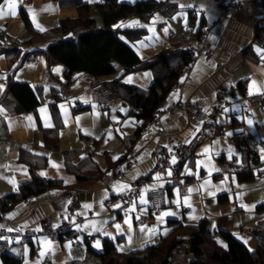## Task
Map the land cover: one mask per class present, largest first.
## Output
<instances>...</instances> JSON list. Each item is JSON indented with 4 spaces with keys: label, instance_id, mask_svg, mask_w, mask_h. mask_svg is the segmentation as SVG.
Segmentation results:
<instances>
[{
    "label": "crops",
    "instance_id": "obj_1",
    "mask_svg": "<svg viewBox=\"0 0 264 264\" xmlns=\"http://www.w3.org/2000/svg\"><path fill=\"white\" fill-rule=\"evenodd\" d=\"M139 1L147 0H81L90 5V16L98 27L103 21L97 4H133ZM155 1L163 6L149 19L142 20L132 15L113 28L146 31L135 41L121 36L144 61H154L164 52L189 54L184 39L190 42L199 39L204 25L212 16L204 10V5L194 11L189 0ZM49 6L50 11H41ZM30 9L35 10V19L45 31L36 28ZM22 12L27 15L29 25ZM80 14L82 10L77 6L64 5L58 0H17L16 15L9 13L0 18V23L7 21L9 25L7 32L0 31V85L3 86L0 90V109L3 110L0 111V200L14 194L23 196L7 213L10 225L38 230L43 217L65 224L68 200L72 193L78 192L83 203L73 214V221L77 222L76 227L82 237L94 238L87 244V250L102 252L103 243L108 240L115 244L119 253L125 254L154 245L166 237L180 240L177 247L183 248L203 221L208 222L210 235L218 243L223 239H216L217 232L221 236L222 233H230L245 245L253 237L259 242V230L264 221V208H261L264 207V117L260 105L248 110L243 98L249 95L252 81H256L260 89L256 92L254 88L253 95L264 96V52L256 51L257 48L264 49L257 43L264 40V12L261 7L258 5L251 14L221 18L210 33L212 57L201 54L181 92L168 93L165 104L178 98L187 102L197 97L220 104L218 91L231 90L226 112L218 115L214 124L190 122L186 117L174 114L164 117L160 123L152 122V117L142 118L140 109L126 96L108 110H100L89 91L94 77L85 72L68 76L64 64L52 63L46 55V48L61 40L60 33L56 31L61 20L78 18ZM132 21L139 23L130 25ZM121 24L125 26L117 27ZM150 28L154 31H149ZM152 32L157 37H152ZM173 34L176 35L175 40L171 39ZM31 37L33 41L29 42ZM31 54L37 57L28 62L27 57ZM174 56L169 59L174 60ZM172 66L174 68L175 64ZM159 68L160 65H156L155 69L124 73L120 67L115 75L101 80L108 88L118 82L146 91L156 78L163 75L158 73ZM129 78L131 82H128ZM12 82L29 86L39 101L34 109H21L9 93ZM61 87L73 90L74 98L63 101L59 92ZM199 130L205 134L202 145L178 166L177 158L173 164L174 156L169 157L171 166L147 183L127 211L115 213L105 206L106 201L127 193L132 182L154 167L157 143L168 153L176 144L190 140ZM241 130L252 135L255 141L233 146L219 139L220 134L230 136ZM205 149L209 150L207 153L211 154L212 160L206 167L203 162ZM242 149L250 153L247 171L233 168L238 151ZM120 162H124L128 169L125 182L114 180L109 175V169ZM206 180L208 184H205ZM157 184H163L166 189L164 213L173 215L164 216L161 221L158 219L161 214L151 225L139 224V216L152 213L150 190ZM121 186H124L123 190ZM29 194L35 198L31 208L24 205ZM141 197L145 202H141ZM185 197H188V203H185ZM242 204L247 207H241ZM85 205L91 207L85 208ZM125 220L131 221V229ZM6 223L0 219V225ZM117 224L120 230L116 228ZM246 229L253 230L254 234H243L242 230ZM45 239L51 241L50 247L41 243ZM97 241L99 247L96 246ZM258 242L251 244L255 246ZM3 250L20 257L22 264H44L47 257L55 264L85 259L73 253L70 241L46 236L0 240V252ZM41 251L46 254L41 256Z\"/></svg>",
    "mask_w": 264,
    "mask_h": 264
},
{
    "label": "trees",
    "instance_id": "obj_2",
    "mask_svg": "<svg viewBox=\"0 0 264 264\" xmlns=\"http://www.w3.org/2000/svg\"><path fill=\"white\" fill-rule=\"evenodd\" d=\"M61 4H73L82 10L78 18L62 19L56 31L60 33L58 42L51 43L46 48V55L52 63H62L67 68L68 76L75 72H85L93 77L105 78L115 75L119 68L124 73L155 69L160 65L158 73L161 77L146 91L136 87L114 82L109 88L118 92L123 98L126 96L130 102L140 109L141 117H153L166 102L170 87L178 78L183 65L190 58L189 54L164 52L154 61L148 62L141 57L121 38L125 36L131 41L140 39L146 34L144 29L115 30L118 22L135 15L142 20L149 19L155 12L162 9L163 4L155 0L139 1L136 3L105 2L97 4L98 12L103 24L97 26L95 19L90 16V5L81 0H58ZM3 0H0V4ZM22 16L29 25L25 13ZM71 36L70 38H67ZM33 41V37L29 42ZM174 60L169 59L171 55ZM179 64L177 65V60ZM174 61V62H173ZM175 64L173 68L172 63ZM160 73V74H161ZM9 93L18 101L22 110L34 109L39 103L33 92L25 83H10ZM33 195L29 194L28 196ZM27 196V197H28ZM23 196L9 195L0 200V219L2 213L9 209ZM26 199V197H25ZM264 208V207H261ZM260 208V209H261ZM260 231V240L254 250H250L241 240L230 233H222V243H218L210 235L208 222L203 221L197 231L189 238L192 256L191 264H264V227ZM180 240L163 238L158 243L121 254L116 250L115 244L105 240L102 252H95L88 248L83 260L70 264H168L171 251L180 244ZM223 245H227L224 247ZM1 264H22V259L6 250L0 252Z\"/></svg>",
    "mask_w": 264,
    "mask_h": 264
},
{
    "label": "built area",
    "instance_id": "obj_3",
    "mask_svg": "<svg viewBox=\"0 0 264 264\" xmlns=\"http://www.w3.org/2000/svg\"><path fill=\"white\" fill-rule=\"evenodd\" d=\"M28 1V0H24ZM193 5V10L197 11L204 5V10L209 12L212 16L211 20L207 21L202 29L199 39L194 42L188 40V52L190 58L183 65L178 78L170 87L172 93H180L183 86L188 82L190 73L194 68L201 54L207 58L213 55V44L210 41V33L212 27L216 25L221 18H234L240 14H251L259 5L264 12V0H189ZM9 28L7 21L0 23V31L7 32ZM172 40L176 39V35L171 36ZM260 46H264V40H258ZM37 56L31 54L27 57V61L31 62ZM183 81V82H181ZM89 91L92 93L99 109L108 110L112 105L122 102L123 97L116 91L108 88L104 82L94 77L89 86ZM60 95L63 101H70L74 98V91L65 87L60 88ZM232 95L231 90H221L217 93V99L220 104L209 103L204 97L192 98L190 101L183 102L179 98L167 103L155 116L152 117V122L160 123L164 117L169 115H176L177 117H186L190 122H202L203 124H214L217 121L218 115L224 114L229 105V99ZM244 103L248 110L254 105H260L262 115L264 117V96L263 95H245ZM205 139V134L202 130L196 132L190 140L184 143H178L171 148L168 153L164 152L157 143L154 149L156 162L154 167L144 176H141L136 181L131 183V187L127 193L122 196H116L105 202L107 208L112 209L115 213H123L128 210V207L134 203L137 197L140 196L147 183L154 181L155 176L163 172L165 168L171 166L169 157L177 158V166L184 160L190 158L194 152L202 145ZM221 141H225L233 146L249 144L255 141L254 137L246 131H239L233 135L227 136L219 135ZM236 163L233 168L238 171H247L250 168V153L246 149L238 151ZM127 166L124 162H120L109 169V175L112 179L119 182L126 181ZM152 213L147 216H139L138 223L144 225H151L155 222L156 217L163 214L165 211L164 200L166 198V189L163 184H157L150 190ZM35 202L34 195L26 197L24 205L31 208ZM83 201L79 193L71 194L67 203V222L65 224H58L52 222L47 217H43L40 221V228L38 230L13 228L8 221L7 213H2L1 220L7 222L0 225V240H26L37 236H46L54 240L65 239L71 242L72 251L79 257H86L87 244L93 241V237H82L81 231L76 227L77 222L73 221V214L79 209ZM119 205V207H116ZM231 217V216H229ZM75 222V223H74ZM264 227V221L261 223ZM243 234L253 235V230H242ZM216 239H220L221 234L216 233ZM190 245L187 243L184 247H177L171 251L168 257V264H191L192 256L188 253ZM44 264H55V261L50 257L45 258Z\"/></svg>",
    "mask_w": 264,
    "mask_h": 264
},
{
    "label": "snow or ice",
    "instance_id": "obj_4",
    "mask_svg": "<svg viewBox=\"0 0 264 264\" xmlns=\"http://www.w3.org/2000/svg\"><path fill=\"white\" fill-rule=\"evenodd\" d=\"M5 5L7 6V8H5ZM16 6H17V0H3V4H0V18H3L4 16L8 15L9 13H10L12 16H15V15H16ZM180 7L183 8V7H185V5H180ZM189 7H190V6H189ZM50 10H51L50 6L44 8V9H41V11H50ZM30 11H31L32 14H33V15H32V20H33V23H34V25L36 26V28H37L39 31H45V29H44L39 23H37V21H36V19H35V15H36L35 10H31V9H30ZM154 22H155V21H154ZM138 23H139L138 21H132V22H130V25H136V24H138ZM122 26H125V25H123V24H121V25H117V27H122ZM149 31H154V29H151V28H150ZM141 43H142V42H141ZM256 51H257V53H262V52H264V49L257 48ZM262 59H264V56H262ZM55 71H59V69H55ZM128 82H131V78H129ZM181 82H183V81H181ZM2 88H3V86L0 85V90H2ZM254 88H255V91H256V92H259V91H260L259 87L256 85V81H252V84H251L250 87H249V95H253V94H254V92H253V89H254ZM0 111H3V110L0 109ZM40 111H41V112H44V109H41ZM27 119L31 120L32 117H28ZM248 123H249V125H251L252 121L249 120ZM208 151H209L208 149H205V153H207ZM262 151H264V150H262ZM262 159H264V156H262ZM172 163H173V164L176 163L175 157H173V159H172ZM53 167H57V165L53 164ZM216 171H219V169H216ZM170 174H171V173L169 172V175H170ZM41 175H46V174H45V173H41ZM209 175H211V170L209 171ZM157 179H159V176H157ZM10 182H11V183H15V181H10ZM208 183H209V181L206 180V181H205V184H208ZM123 187H124V186H121V190H123ZM188 191L191 192L192 189H189ZM210 195H214V193H210ZM184 200H185V203H188V197H185ZM141 202H145L144 199H143V197H141ZM178 202H179V201H177V203H178ZM188 206L191 207L190 204H188ZM89 207H91V206H90V205H85V208H89ZM116 207H119V205H116ZM241 207H247V206L242 204ZM167 215H173V213L165 212V213H163L160 217H158V219L161 220V221H163V217H164V216H167ZM125 223L128 225L129 229H131V227H132V225H131V221H130V220H125ZM116 228H117L118 230H120V225L117 224V225H116ZM141 230L143 231V228H142ZM150 231H151V230H150ZM41 243H42L44 246H46V247H50V245H51V241H49V240H47V239H45V240L42 241ZM96 246L99 247V241H97ZM223 246H224V247H227V245H223ZM45 254H46L45 251H41V253H40L41 256H44Z\"/></svg>",
    "mask_w": 264,
    "mask_h": 264
},
{
    "label": "rangeland",
    "instance_id": "obj_5",
    "mask_svg": "<svg viewBox=\"0 0 264 264\" xmlns=\"http://www.w3.org/2000/svg\"><path fill=\"white\" fill-rule=\"evenodd\" d=\"M135 1H138V0H124V2H135ZM177 18V17H176ZM176 20H179V19H176ZM157 30V29H156ZM158 32H160V31H158ZM179 32H181V30L179 31ZM179 35H181V34H179ZM151 36L152 37H157L156 35H155V32H152L151 33ZM224 142V141H223ZM209 155H211V154H208V153H206L205 154V156H203V162L205 163V167H206V165H208L210 162H212V160H211V157L209 156ZM209 169V168H208ZM211 169H209V171H210ZM212 174V173H211ZM16 229H18V228H16ZM22 229H27V228H22ZM256 241V243L258 242V240L255 238V237H253V238H251V240L250 241H248L247 243H246V245L249 247V249L250 250H254L256 247H257V244L255 245V246H252V242H255ZM249 243V244H248ZM74 253V252H73ZM76 255V254H75ZM0 264H1V262H0ZM93 264H100V261L98 260V261H96L95 263H93Z\"/></svg>",
    "mask_w": 264,
    "mask_h": 264
}]
</instances>
